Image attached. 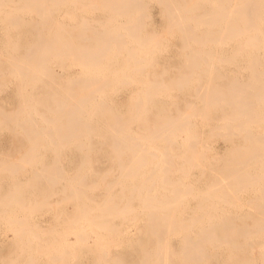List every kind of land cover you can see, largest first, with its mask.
<instances>
[{"label":"bare ground","instance_id":"bare-ground-1","mask_svg":"<svg viewBox=\"0 0 264 264\" xmlns=\"http://www.w3.org/2000/svg\"><path fill=\"white\" fill-rule=\"evenodd\" d=\"M167 46L176 54L160 69ZM263 53L264 0H0V213L14 242L6 255L264 264V129L251 108L264 104ZM241 55L253 86L232 69L226 82L202 83L217 73L214 57L228 74ZM190 85L193 100L173 94ZM211 109L235 121L219 127L229 145L218 160L192 127ZM215 126L201 131L217 137ZM194 170L209 178L202 189ZM246 193L254 200L242 211ZM45 207H63L50 219L61 232L38 227Z\"/></svg>","mask_w":264,"mask_h":264},{"label":"rangeland","instance_id":"rangeland-1","mask_svg":"<svg viewBox=\"0 0 264 264\" xmlns=\"http://www.w3.org/2000/svg\"><path fill=\"white\" fill-rule=\"evenodd\" d=\"M151 11H152V13H153V14H152V16H153V17H152V19H153L152 22H153V24H154V27H157V28H158V31H161V30H160V29H161V22H160L159 15H158V13H157V11H156V8H153ZM155 18H156V19H155ZM167 44H168V43H166V45H167ZM164 45H165V43H164ZM166 45H165V46H166ZM169 46H170V45H169ZM169 46H167V49H169V48H168ZM166 51H167V53L164 51L165 56L169 57V59L167 60V62H166V60H163V61H162V64L159 65V66H160V69H161V67H162V68H167V69H168V68L170 67V65L172 64V61H171V60L175 57V54H176V52L174 51L173 48H170L169 50H166ZM229 51H231V49H230ZM229 51H228V53H229ZM261 55H263V57L260 59V61H258V62H259V63H258L259 65H258L257 67H258V68L261 70V72L263 73V72H264V71H263V70H264V68H263V67H264V66H263V65H264V61H263V60H264V53L261 54ZM215 58H216V60H215ZM217 58H218V57H214V59L212 60L213 62H212V61H211L210 63L208 62V65L210 64V65H209L210 68H211L212 65H213V68H212L213 70H214V66H216V72H217V73H216L215 70H214V74L216 73L214 77H213V76H209V78H207L208 76L203 77L202 83L205 82L208 86H210V85H213V84L216 83V79H217V78H218V79H221V78H222L221 80H222V81L224 80V82H226V81H228V80L231 79L230 77L234 78L235 75H236V77H239V78H236V77H235V78H236L235 80H238V81H242V80H243V81H245V80L248 79L247 81H248L249 83L252 82V81H250V80H252V79L249 78L250 76H249V71H248V70H249V69H248V68H249V67H248V64H249V66H250V62H248V61L245 59V55H241V57L236 58V61L234 60L235 64L232 63L233 61L229 63V60H228V63L226 64V69H227L228 74L225 72V67H223V66H225V62L223 61V62H224V63H223L220 57H219L218 59H217ZM219 59H220V60H219ZM218 60L221 61V63L218 62ZM243 60H244V61H243ZM261 60H262V62H263V63H261L262 66L260 65ZM215 61H217L219 64L216 65V62H215ZM237 61H239V62H237ZM241 61H242L243 63H242ZM214 62H215V63H214ZM167 63H168V64H167ZM170 63H171V64H170ZM211 63H212V65H211ZM237 63H239V66L241 65V68H239V69H238L239 66H237L238 71H237V69H236V64H237ZM241 63H242V64H241ZM214 64H215V65H214ZM221 64H222L223 66H222ZM230 64H232V65H230ZM163 65H164V66H163ZM218 65H219V66L221 65V66H220L221 68H220ZM237 65H238V64H237ZM227 66H228V67H227ZM242 66H243L244 68L247 67V68H246V69H247V70H246L247 72L245 71V69H244V70L242 69V68H243ZM217 67H219L220 70H219V68H217ZM222 68H223V70H224L225 76H221V75H220L221 73H223ZM261 68H262V69H261ZM231 69H232V72H233V75H234V76L232 75V72L230 71ZM233 70H234V71H237V73H235ZM218 71H219V72H218ZM229 71H230L231 73H230ZM218 73H220V74H218ZM224 73H223L222 75H224ZM229 73L231 74V76H230ZM242 73H243V74H242ZM226 74H227V75H226ZM263 74H264V73H263ZM263 74H262V75H263ZM240 75H241V76H240ZM217 76H218V77H217ZM219 76H220V77H219ZM229 76H230V77H229ZM246 76H247V77H246ZM248 76H249V77H248ZM224 77H225V78H224ZM227 77H228V78H227ZM263 77H264V75H263ZM206 78H207V79H206ZM214 78H215V79H214ZM229 78H230V79H229ZM241 78H242V79H241ZM240 79H241V80H240ZM249 79H250V80H249ZM205 80H209V81L206 82ZM210 80H211V81H210ZM243 81L241 82V83H243V84H241V85H244V86H245V84H244ZM247 81H246V82H247ZM210 82H211V83H210ZM214 82H215V83H214ZM248 82H247V83H248ZM205 83H204V85H206ZM209 83H210V84H209ZM212 83H213V84H212ZM239 83H240V82H239ZM135 85H136L137 87H134ZM251 85H252V86L254 85L253 82L251 83ZM251 85H249V86L251 87ZM246 86H248V85L246 84ZM138 87H139V84H138V83H134V84H132V85L130 86V92H131V95L133 96V100L135 99V97L137 98V93H135V92L138 91V89H137ZM250 87H249V88H250ZM186 88H187V89H186ZM251 88H252V87H251ZM136 89H137V90H136ZM182 89H183V90H181V88L178 89V90H175V89H174V90H173V94L176 95V96L178 95V96H180V97H182V98H185V97H186V98H185V101H188L189 99H192V100H193L192 96H193V93H195V92H193V91H194L193 86L190 85L189 87H184V88H182ZM184 89H186V90L184 91ZM192 89H193V91H192ZM170 91H172V89H169V92H170ZM183 91H184V92H183ZM187 91H188V92H187ZM132 92H133V94H132ZM162 92H163V93H162ZM178 92H179V93H178ZM185 92H186V94H188V95H186ZM120 93H121V94H120L121 97H124V96H125V91H122V92H120ZM134 93H135V94H134ZM164 93H165L164 91H161V93H159V95H157V97H158V98H162V95H163V98H164L167 92H166L165 94H164ZM175 93H177V94H175ZM173 94H172V95H173ZM135 95H136V96H135ZM183 95H184V97H183ZM189 95H190V96H189ZM191 95H192V96H191ZM188 96H189V97H188ZM163 98H162V99H163ZM260 99H261V98H260ZM263 99H264V97H263ZM263 99H262V100H263ZM194 100H195V98H194ZM257 100H259V99H257ZM257 100H256V101H253V103H252L253 105H252V107H251V108L254 109L253 111L258 112L257 114H259L258 117H256V116L254 117L255 120H256V122H255V124H253V125L256 127L255 129H260L261 126H262L261 129H262V128L264 129V122L262 121V120H264V117H263V116H264V115H263V113H264V104H263V102H260V101H259V103H260V104H259ZM195 101L198 103V100H195ZM254 102H255V103H254ZM256 102H257V103H256ZM185 103H186V102H184V104H185ZM199 103H200V102H199ZM199 103H198V104H199ZM254 104H255V106H254ZM258 104H259V106H260V109H259ZM261 104H262V105H261ZM255 107H256V109H255ZM261 108H263V109H261ZM259 110H260V112H259ZM214 111H215V113H214ZM216 111H217V110L211 109V115H212V113H213V115L211 116V119H210V118H207V116H205L206 118H203L204 116H203V117H202V116H197V118L194 117L195 119L193 118V121H194V122L192 121V123H196V122H199V123H198V125H197V124L192 125L193 129L197 128V126H198V128H197L198 130L201 129V130H204V131H205V130H207L208 128H209V129H210V128L212 129L213 126H215L216 124H217V126L220 125V126H218V128H219V127H222L223 124H224V121H226L225 123H227L228 121H229V123H235L234 120H233V121H232L231 119L228 120V118H224V116H223V117L221 116V114H222L221 112L217 111V113H216ZM219 113H220V114H219ZM215 114H216V115L218 114L219 116H218V115L215 116ZM260 114H261L262 116H261ZM214 116H215V117H214ZM198 117H199V118H198ZM227 117H229V116H227ZM262 117H263V118H262ZM201 118H202V120L204 119L206 122H205V121L202 122V121H201ZM217 118H218L219 121L217 120L218 123H217V122L215 123V121H216ZM222 118H224V119H222ZM256 118H258V119H256ZM261 118H262V119H261ZM197 119H198V121H197ZM199 119H200V120H199ZM206 119H207V120H206ZM212 119H213L214 121H213ZM225 119H226V120H225ZM191 120H192V119H191ZM208 120H210L209 123H208ZM223 120H224V121H223ZM258 120H259V121H262L263 124H262V122H259V123H258V122H257ZM195 121H196V122H195ZM222 121H223V122H222ZM231 121H232V122H231ZM212 122H213V124H212ZM220 122H222V123H220ZM207 123H208L209 125H208ZM199 124H200V125H199ZM202 124H203V125H202ZM221 124H222V125H221ZM260 124H261V126H260ZM135 125H136V126H135ZM135 125H134V127H135L134 130H135V132H136V131H137V122L135 123ZM201 125H202V126H201ZM205 125H207V126H205ZM211 125H212V126H211ZM258 125H259V128H258ZM199 126H201V128H200ZM204 126H205V127H204ZM217 126H215V128H216ZM203 127H204V128H203ZM224 127H226L225 124H224ZM222 128H223V127H222ZM222 128H219V133H218V129H214V132L217 131V132H215V134H217V135L219 134V136L216 137V135H215L213 138H209V136H210V134L208 133L209 131H208V132H207V131L204 132V131H201V130H200V133H202V134H200V136H201V139H200V140H201L202 142H203V140H204V141H205V143H204L205 145H206L207 143L209 144V145H208V144L206 145V146H208V148H207L208 150H210V148H211L210 151H207V152H206V155H207V154L209 155L211 152H213V153H211V156H212L213 158H215V159H216V157H217V160H218V157H220V156L223 157V156H224L223 153H224V151H227V148H228V145H229V144H224L225 141H226L227 139L222 138V137H223V136H222V133H224V130H221ZM223 129L226 130V128H223ZM195 130H196V129H195ZM220 130H221V131H220ZM226 131H227V130H226ZM226 131H225V132H226ZM220 132H221V133H220ZM203 133H204V134H203ZM205 133H206V134H205ZM224 134H225V133H224ZM204 135H205V136H204ZM206 135H207V136H206ZM208 135H209V136H208ZM202 137H203V138H202ZM214 138H216V140H217L216 143H214V142H215V139H214ZM220 138H222L223 141H224V140H225V141L223 142ZM202 139H203V140H202ZM211 140H212V141H211ZM0 141H1V142H0V143H1V144H0V145H1V146H0V149H2V150L0 151V153H1L2 151H3V152H4V151L6 152V149L8 148V142L5 141V140H0ZM3 141H4V144H3ZM210 141H211L212 143H211ZM213 141H214V142H213ZM226 142H227V141H226ZM216 144H219V145H216ZM3 145H4V146H3ZM226 145H227V146H226ZM225 146H226V148H225ZM147 147H150V149H151V146H150V145H147ZM212 147H213V148H212ZM219 147H220V148H219ZM215 148H217V149H216V152H215V153H217V155H216V154L214 153V151H213V150H215ZM223 148H224V150H221V149H223ZM222 151H223V152H222ZM208 152H209V153H208ZM221 152H222V153H221ZM225 153H226V152H225ZM225 153H224V154H225ZM213 154H214V155H213ZM208 155H207V156H208ZM215 155H216V157H215ZM215 159H213V160L215 161ZM219 159H220V158H219ZM214 161H213V162H214ZM194 173H196V175H195ZM194 175H195L196 178L194 177ZM198 176H199V177H198ZM206 176H207V175H204L205 178L202 177V176H201V178H200V173H199L198 171H196V170L193 171V177H192V175H191V178H192L191 180H192V183H194V185H195V189H196V190L202 189V187L204 188V183H203V182L206 181V180L208 181V179H209V178L206 177ZM198 178H200L201 180H199ZM189 179H190V178H189ZM205 179H206V180H205ZM4 181H6V180L0 181L1 186H4V185H5V184H4V183H5ZM3 182H4V183H3ZM197 182H198V183H197ZM196 184H197V185H196ZM197 188H198V189H197ZM4 192H5V191H4ZM250 197H251V198H250ZM246 198H247L248 200H250V199L252 200L253 196H250V195H248V193H246V197L244 198L245 200H244L243 202H240V203H239V204L242 205V206H241V207H240L239 205L236 206L237 208L239 207V209L241 208L240 210H242V211H247V210H249V208H250V206H251V205L249 206V204H250L251 202L248 201ZM249 198H250V199H249ZM189 200H190L191 203L189 202ZM253 200H254V199H253ZM253 200H252V201H253ZM246 201L249 203L248 205H247ZM186 202H187V201H186ZM186 202H185V203H186ZM187 203L190 204V206H189L190 208L187 207ZM187 203H186V207H185V205H184V207H185V210H184V211L187 212V213H192L191 210H193V208H196V205H195V204H196V201H194V199L190 198V199H188V202H187ZM192 203H193V204H192ZM241 203H243L244 205L241 204ZM194 205H195V206H194ZM245 205H247V207H246ZM193 206H194V207H193ZM248 206H249V208H248ZM48 207H49V206H48ZM48 207H45V208L41 209V210H44V209H45V210L43 211V213L37 214V215L35 216V218L37 219L36 222H37V224H38V227H39V226H40V227L42 226L41 228H48V227H51V226L53 227V226H54L55 229L57 228V229L61 232L62 228H63L65 225L62 224V223H59L58 221H56L57 219H55V220H54V219H53V220H50V219L53 218L52 215H53V212H54L56 209H57V210H58V209L60 210V209H63V207H61V208H57V207L55 208V207H52V210L54 209V211L50 210L51 208L47 209ZM50 207H51V206H50ZM191 207H192V208H191ZM236 207H235V208H236ZM244 207H245V208H244ZM69 208H70V209H69ZM242 208H244V210H243ZM46 209H47V210H46ZM65 209H67V210H71V207L68 205V206L65 207ZM245 209H246V210H245ZM45 212H46V213H45ZM56 212H57V211H55V213H56ZM4 213H5V214H4ZM4 213H3V214H4L5 216H3V214L0 213V216L3 217V218L1 217L2 219L0 218V258H1V259H0V260H1V261H0V264H1V263H2V264H3V263L6 264L7 262H9V264H10V263H12V264H17V263H18V264H19V263H21V264H22V263L25 264L26 262L24 263V261H25V260L27 261V260H28V257L31 258L32 256H27L28 254H26V255L24 256V254L21 255V253H16L15 256H16L17 254H18V255L15 257V260H16V259H19L20 262H18V260H16V262H15V261H14V257H9V256L6 255V253H7L8 255L10 254V256H13V255H14L12 252H11L12 255H11V253L7 252V249H8L7 246H8V247H9L10 245L12 246V245L14 244V242L12 241L13 244L11 243V240H13V236H12V233H11V232L8 230V228H7V219H6V218H7V215H6V212H4ZM48 217H49V219H48ZM51 217H52V218H51ZM5 220H6V221H5ZM48 220H49V221H48ZM41 222H43V223H41ZM56 222H57V224H56ZM1 223H2V224H1ZM39 223H41V224H39ZM54 223H55V224H54ZM5 224H6V225H5ZM46 224H47V225H46ZM58 224H61V225H60L59 227H58V226L55 227V226L58 225ZM63 225H64V226H63ZM5 226H6V227H5ZM47 226H48V227H47ZM58 230L56 231L57 233H54V235H56V234L59 233ZM2 232H3V233H2ZM68 239H69L70 242H72V240H73V239H72V236H69ZM8 241H9L10 243H9ZM5 244H6V245H5ZM4 246H5V247H4ZM3 247H4V248H3ZM44 254H45V253H44ZM44 254H41V255L43 256ZM2 255H3L4 257L7 256V257H5L6 259L3 257L5 260L2 259ZM20 255H21L22 257L24 256V257H25V260H22V259H24V258H21V257L19 258ZM37 255H38V254H37ZM37 255H35L36 257H34V258H37V257H38V259L40 258V261H41V262L36 261V260H38V259L35 260L34 258H31V260H28L27 263H28L29 261H33V260H34V262H36V263H33V264H45V263L47 264V261L44 260V259H46L47 256H49L48 253H46L45 256H43V257L40 255L43 259H42L39 255H38V256H37ZM51 255H52V254H51ZM8 257H9V260H10V261H12V259H13V262H10L9 260L6 261V260L8 259ZM49 257H50V256H49ZM49 257H48V259H47V260L49 261L48 264H51V263L63 264V263L60 261V259L56 260L57 262H56V261H55V262H54V261H53V262H52V261L50 262ZM10 258H11V259H10ZM70 258H72L73 261H72ZM70 258H68L67 260H68V261L71 260V261H72L71 264H77L76 261H79V260H80L81 263L79 262L78 264H82V263H83V264H91V263H92L91 258L88 259V258H85V257H83V258H82V257H79V258L77 257V258L75 259L76 261H74V257H70ZM52 259H53V258H52ZM81 259H82V260H81ZM83 259H84V260H83ZM2 260H3V261H2ZM21 260H22L23 262H22ZM53 260H54V259H53ZM5 261H6V262H5ZM44 261H45V262H44ZM71 261H69V262H71ZM82 261H84V262H82ZM87 261H88V262H87ZM38 262H39V263H38ZM69 262H68V263H69ZM30 263H31V262H30ZM7 264H8V263H7ZM31 264H32V263H31Z\"/></svg>","mask_w":264,"mask_h":264}]
</instances>
